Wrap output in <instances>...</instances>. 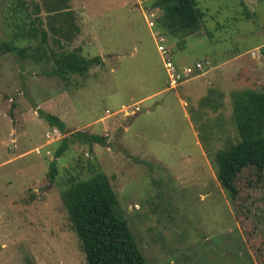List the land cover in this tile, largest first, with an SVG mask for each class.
Masks as SVG:
<instances>
[{"label":"rangeland","instance_id":"obj_1","mask_svg":"<svg viewBox=\"0 0 264 264\" xmlns=\"http://www.w3.org/2000/svg\"><path fill=\"white\" fill-rule=\"evenodd\" d=\"M156 1L0 0V264H87L61 195L96 173L148 264H264V169L238 173L232 200L216 161L239 140L232 96L264 92V0H196L203 23L172 39ZM160 37L178 68L209 70L170 89ZM77 49L101 65L48 76ZM40 111L68 133L53 182L66 136Z\"/></svg>","mask_w":264,"mask_h":264},{"label":"trees","instance_id":"obj_2","mask_svg":"<svg viewBox=\"0 0 264 264\" xmlns=\"http://www.w3.org/2000/svg\"><path fill=\"white\" fill-rule=\"evenodd\" d=\"M156 5L164 10V25L159 24L158 28L171 39L176 38L179 32L198 29L204 21L205 14L196 0H157ZM33 28L38 30L34 25ZM46 36L45 32H41L43 43L46 42ZM4 49L21 59L25 58L24 49L20 50L11 44H6ZM101 62L97 58H84L77 49L58 59L54 72L48 76H59L63 80L71 75L85 76ZM232 109L239 140L226 152L219 154L216 161L218 180L234 200L238 195L235 185L237 174L249 165L256 170L264 169V92L249 90L234 94ZM39 117L60 134L68 135L65 124L58 117L44 111L39 112ZM71 136L73 141L89 146L106 145L105 139L98 135L76 132ZM68 147L69 139L66 136L50 163L51 182L58 174L56 162ZM61 200L87 264H148L126 220L115 212L117 195L105 174L96 173L88 180L73 182L62 192Z\"/></svg>","mask_w":264,"mask_h":264},{"label":"built area","instance_id":"obj_3","mask_svg":"<svg viewBox=\"0 0 264 264\" xmlns=\"http://www.w3.org/2000/svg\"><path fill=\"white\" fill-rule=\"evenodd\" d=\"M157 44L158 52L163 57V63L168 75L167 83L170 89L175 90L185 83L186 80H189L196 75L205 74L211 66V63L207 61L204 63H196L193 67L188 66L183 69H179L171 59V55H169L170 49L167 47L164 37H160ZM125 112H127V115L131 114V111L129 110Z\"/></svg>","mask_w":264,"mask_h":264},{"label":"crops","instance_id":"obj_4","mask_svg":"<svg viewBox=\"0 0 264 264\" xmlns=\"http://www.w3.org/2000/svg\"><path fill=\"white\" fill-rule=\"evenodd\" d=\"M172 59V58H171ZM179 64V63H178ZM180 65H182L181 67H179V69H183L184 67H188V66H190V65H188L187 63H184L183 62V64H181L180 63ZM177 67V66H176ZM178 68V67H177ZM203 75H205V74H203Z\"/></svg>","mask_w":264,"mask_h":264}]
</instances>
